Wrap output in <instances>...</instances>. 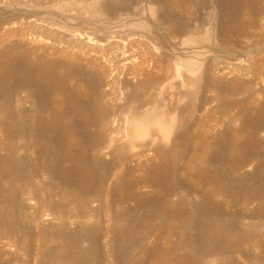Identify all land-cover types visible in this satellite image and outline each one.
Listing matches in <instances>:
<instances>
[{"label":"rangeland","instance_id":"rangeland-1","mask_svg":"<svg viewBox=\"0 0 264 264\" xmlns=\"http://www.w3.org/2000/svg\"><path fill=\"white\" fill-rule=\"evenodd\" d=\"M0 264H264V0H0Z\"/></svg>","mask_w":264,"mask_h":264},{"label":"bare ground","instance_id":"bare-ground-1","mask_svg":"<svg viewBox=\"0 0 264 264\" xmlns=\"http://www.w3.org/2000/svg\"><path fill=\"white\" fill-rule=\"evenodd\" d=\"M45 74H47V73H45ZM49 80H51V79H49ZM47 83H48V81H47ZM123 95L125 96V94H123ZM133 100H134V96H133ZM139 103L140 102H138V104ZM135 104H136V102H135ZM140 105H141V103H140ZM139 109H140V111L136 113L137 115H133L132 114L133 110H130L128 114H132L131 117L129 118V115H127L125 113V115H127V116H125V118H124L125 122H126L125 124L126 125L128 124L127 125L128 129H126V135L129 138L130 142L133 143V145H134V143L137 144L139 141L145 142V141H147V139L148 140L154 139L155 141L158 140L157 134L155 132L156 128L154 129V131H152V129H153L152 124L153 123L157 124V127H159L160 131L163 132V137H166V138L169 137L168 136L169 135L168 134L169 133V126L171 124L177 122V120H178L177 116L175 117L172 115V113L165 112L161 104L148 105L146 103H143V106L142 107L140 106ZM99 113L100 114L99 115L97 114L96 116H98V121H99L98 124L101 123L99 127H101V129H102L108 123L109 113L107 110H101ZM233 118L240 119V116L235 115ZM129 124H131V126H129ZM129 127H131V128H129ZM122 131H124V130H122ZM130 133H131V136H130ZM111 143L112 142L110 141V143L107 145V148H109ZM176 143H179L178 139L176 140ZM216 144H218V142ZM145 146H146V144H145ZM93 168H95V167H93Z\"/></svg>","mask_w":264,"mask_h":264}]
</instances>
